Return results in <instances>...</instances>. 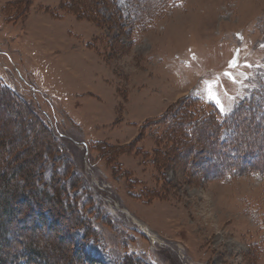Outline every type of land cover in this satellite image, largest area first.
Segmentation results:
<instances>
[{"label": "rangeland", "instance_id": "1", "mask_svg": "<svg viewBox=\"0 0 264 264\" xmlns=\"http://www.w3.org/2000/svg\"><path fill=\"white\" fill-rule=\"evenodd\" d=\"M136 1L0 0V84L32 108L0 94V141L21 129L4 144L23 168L43 134L35 177L53 166L82 216L30 236L58 264H264V175L209 180L207 145L173 135L185 106L225 118L264 94V0H160L151 15Z\"/></svg>", "mask_w": 264, "mask_h": 264}, {"label": "trees", "instance_id": "2", "mask_svg": "<svg viewBox=\"0 0 264 264\" xmlns=\"http://www.w3.org/2000/svg\"><path fill=\"white\" fill-rule=\"evenodd\" d=\"M158 1L160 0L136 1L138 12H149L150 15L152 12H157L158 5L156 3ZM110 2L115 3V0H110ZM93 7L92 10H94ZM150 15L139 16L137 21L141 22V19H145V17L150 18ZM0 94H5L25 111L32 109L26 100H23L16 92L1 86V84ZM32 115L35 116L34 119L37 125L40 122L38 127L47 130L49 137L54 141L53 143H58L54 134L55 131L49 125V122L38 116L36 117L33 111ZM175 119L174 136H178L182 132L195 142L201 141L207 145L209 157L207 156L206 159L200 161L203 165H206L205 175L209 180L234 178L244 174L264 175V94L260 97H250L243 100L225 118H222L218 112H211L197 117L195 112H191L189 107L185 106L175 115ZM2 128V141H0V172L2 173L0 175V264H58L54 256L49 255L47 249L43 246L44 242H38L30 235L37 234L39 229L44 227V224H47L50 228L53 224V218L57 217L58 213H62L63 209L66 212L71 211V217L73 218L70 220L71 226H80L82 225L80 211L70 201L71 194L69 191L68 197L66 196L65 186H60L56 190L53 188L58 184L57 178H59L58 171L55 173L53 166L45 169L43 174L44 183L40 184L41 182L37 181L35 177L33 167L43 159L44 153L43 146L38 142L41 139L44 140L45 136L38 131L36 140H29L33 154L32 158L25 161V163L31 165L25 164L22 168L19 167V164L26 155L19 152L14 155V158L9 157V152L12 148L14 149V146L10 147L8 142L4 144V140H8L9 137L5 136L7 128ZM225 130H233L234 134L229 140L222 142ZM22 133L20 129V135L16 133V135L10 136L9 140L17 138L20 141V138H23ZM51 148L54 149L53 146ZM187 151H192L191 147ZM9 166L11 171H9ZM36 168L41 170L42 166L39 165ZM78 175L79 179L86 181L82 174ZM69 186H72V181H70ZM27 192L28 194H26ZM26 198L32 203H28L24 208L16 207L15 203L19 199L23 200L24 203L27 201ZM34 198L43 199L48 203L49 208L40 201L35 204ZM37 212L40 213L38 219L32 221V226H26L28 223L30 224L28 220H31ZM24 232H29V235L24 237L25 242L23 244L16 242L15 235L21 236ZM80 260L82 264H97V262L85 256L81 257ZM80 260H77L76 264L80 263ZM129 262L138 264L133 258L126 259L124 264Z\"/></svg>", "mask_w": 264, "mask_h": 264}, {"label": "snow or ice", "instance_id": "3", "mask_svg": "<svg viewBox=\"0 0 264 264\" xmlns=\"http://www.w3.org/2000/svg\"><path fill=\"white\" fill-rule=\"evenodd\" d=\"M231 64H232L233 67H236L237 66V61L236 60H233L231 62ZM228 75L231 77V73H229Z\"/></svg>", "mask_w": 264, "mask_h": 264}, {"label": "bare ground", "instance_id": "4", "mask_svg": "<svg viewBox=\"0 0 264 264\" xmlns=\"http://www.w3.org/2000/svg\"><path fill=\"white\" fill-rule=\"evenodd\" d=\"M147 232H148V230H147Z\"/></svg>", "mask_w": 264, "mask_h": 264}]
</instances>
